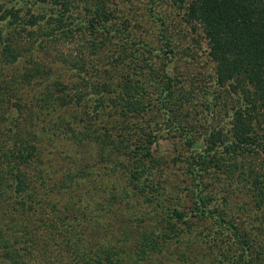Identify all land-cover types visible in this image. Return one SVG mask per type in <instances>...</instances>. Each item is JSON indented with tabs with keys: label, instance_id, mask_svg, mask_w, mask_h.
I'll use <instances>...</instances> for the list:
<instances>
[{
	"label": "trees",
	"instance_id": "trees-1",
	"mask_svg": "<svg viewBox=\"0 0 264 264\" xmlns=\"http://www.w3.org/2000/svg\"><path fill=\"white\" fill-rule=\"evenodd\" d=\"M46 3L51 6V13L45 16L37 9ZM86 4L78 5L74 0H0V199H6V204L3 205L6 208H9V204L15 203L16 206L14 205L13 208L21 207L23 210L34 213L38 212L35 206L42 208L49 201L46 199L47 191L55 190L57 194L66 195L64 203L66 215L69 217L70 224L77 222V225L83 213L74 215V212L78 214L79 211L83 212L86 209V205H82L81 202L91 199L100 191L105 192L102 186L104 181L109 182L111 187L119 184L117 180L121 176L120 168L105 164L95 155L77 167L76 159L71 155L70 159L66 157L68 160L64 163V171L48 183L49 188H47L44 184L45 180L55 173L53 171L48 174V169L42 171L36 167L37 163L47 152H52L49 143L60 133L68 132L67 136L71 142L73 139L71 135H79L86 139L87 143H95V137L90 134L94 132V129L90 125L97 120L104 125V134L116 131L115 136L121 138L123 135L120 131H123L122 123L125 116L137 118L138 114L145 115L144 112L148 110L143 104L150 101L149 97L146 98V93L141 94L138 99L133 98V102L126 99L130 94L119 84L123 81L128 84L129 71H126L124 76H114L112 70L111 72L105 68L102 72L94 73L93 70V73H88L87 65L90 63L85 62L80 54L76 59L74 57L69 59L56 48H50L51 41L56 37L70 34L71 27L61 23L67 19V16L73 17L72 14L77 8L87 13L86 17L80 21L83 28L96 32L107 27L106 22H109L112 12L106 9L103 1L90 0V3ZM22 8L25 11H22ZM49 17L50 20H48ZM183 18L186 23H195L203 32L207 43L206 55L213 67L214 91L223 87L227 95H234L236 106L230 121L231 141L227 143L231 146V151H235L236 157L239 156L238 161L256 153L264 154V0H186ZM94 43L95 40L91 43V49L95 46ZM90 55L88 60L95 58L97 51L93 50ZM32 56L37 57L32 58ZM93 60L96 64L100 62L99 59ZM111 62L109 61V64L114 68L123 61L112 62L115 65ZM64 63H67L69 69L77 70L78 77L83 81V85L78 87L82 88L80 92L74 84L71 87L65 85L61 89L57 76L52 75V72L54 73V70ZM146 75L148 76V73ZM145 83L151 82L145 81ZM175 83L173 78L162 73L157 86L160 98L154 100V104L167 118L174 117L173 110L177 111L175 108L171 110L168 107L166 93V90L168 95L174 93ZM106 98H109L111 103L96 105L97 100L105 101ZM123 99L125 101L119 103ZM120 116L122 119L118 120ZM116 120L120 126L116 127ZM174 125L177 130L184 126L179 121H175ZM186 133V143L191 146L195 142L193 130L189 129ZM143 137H145L143 142L151 144L153 140L151 131L143 134ZM106 142L123 156L124 161L135 158V163L144 164L140 165L142 166L140 172H143L142 168L145 169L147 164L142 159L143 156L149 157V160L153 159L148 146L145 147L144 153L136 155L126 147L124 151H121L118 138H107ZM74 143L77 144V140H74ZM102 144L106 143L102 142ZM102 158L105 160V157ZM78 160L81 159L78 158ZM246 162L245 174L247 172L249 176L251 172V176L258 179L252 183V191L249 192V199L251 198L253 205L256 206V213L253 216L256 218L251 219L252 224L247 222L248 226L239 227L238 223L230 222L225 214L217 213L215 209L207 207L204 200H201L206 197L204 194L194 199L191 214L185 216L183 211L171 208L163 215L160 209L161 204L157 201V193L148 195L147 187L130 185V188L141 197L135 198V201L128 199L121 202L122 195L126 196L128 189V187H122L118 192L114 190L107 194V201L105 200L106 203L103 206L107 208L104 213L107 226L104 228L123 232L122 228L130 226L125 225L126 221L132 220L134 223L137 234L135 238L128 241L133 246V251L122 245L121 241L125 240L123 237L118 239L119 243L116 245L117 241L114 240L106 242V245L93 242L91 247H87L85 240L79 236L76 238L74 232L68 231V235L74 238L71 243L66 242L70 252L74 254L68 264H143L152 259H157L159 263L182 264L183 259H192V256L184 255L183 252L174 255L177 243H171V238H174L173 242H176L174 234L178 233L179 228L188 230L194 223V219L211 217L213 222L222 224L225 237L237 248V253H233L230 260L227 259L228 255L223 253L222 256L225 257L226 262L264 264V190L262 187L264 172L256 171L257 168H263V164L259 163V166L254 168L252 162L247 159ZM91 166H94L100 174L96 182L90 180L86 170ZM54 168L58 169V166ZM201 170L203 168L195 171ZM131 174H134L133 168ZM11 198L13 199L10 201ZM78 199L81 200L79 205L82 208H75L74 202L68 206L70 200L78 201ZM96 204L101 203L99 201ZM108 211L110 213H106ZM126 211L139 212L140 217L134 219L127 217L122 221L112 214V212H118L122 215ZM77 216L80 217L77 219ZM24 220L21 221L23 226H25ZM84 220L87 221V226L93 223L88 226L89 229L95 228L94 219L87 217ZM63 221L58 223L59 227L66 228ZM56 223L50 221L48 227L52 229ZM71 227H73L72 224ZM152 227L155 230H151ZM12 236L18 238L15 234ZM126 237L127 234L124 233V238ZM92 238L90 237L88 241ZM29 239L23 243L14 240L12 244H8L6 241L3 242L0 232V242L4 244L3 258L10 264H23L20 250L24 248L23 256H27L26 248L28 249L33 243L32 237ZM172 255L175 256L172 258L175 262L168 261Z\"/></svg>",
	"mask_w": 264,
	"mask_h": 264
},
{
	"label": "rangeland",
	"instance_id": "rangeland-1",
	"mask_svg": "<svg viewBox=\"0 0 264 264\" xmlns=\"http://www.w3.org/2000/svg\"><path fill=\"white\" fill-rule=\"evenodd\" d=\"M74 1L78 5L90 3V0ZM100 1H103L106 9L112 12L109 22H106L108 24L105 29L92 32L83 28L80 21L86 17L87 13L81 8H77L72 14L73 17L67 16V19L61 23V25L71 27L70 34L61 33L62 35L51 41L50 48H56L61 54H64L65 58L69 59L71 57L76 59L80 54L84 57L85 62L90 63L87 65L88 73H93V70L94 73L102 72V69L105 68L112 70L114 76H124L126 71H129L128 84L123 81L119 86L129 92L130 95L126 99L131 102H133V98L138 99L141 94L146 93V98L149 97L150 101L143 105L148 111L144 112L145 115L142 116L138 114L137 118L125 116L124 123H122L123 131L119 130L123 135L121 138L115 136L116 131V133L112 131L109 134H104V125L97 120L93 125H90L94 129V132L92 131L90 134L95 137V143H87L86 139L77 134V136L71 135L74 140H77V144L73 139L71 142L66 129V134L62 131V134L55 137L56 140L50 141L49 147L52 152H47L44 157L42 156L36 166L42 171L48 169V174L54 171L55 174H52L44 182L47 188H49L47 184L64 171V163L70 159L71 155L76 159L77 167L95 155L105 164L120 168L121 176L117 180L120 182L119 184L111 187L109 182L104 181L102 186L105 192L99 190L100 192L92 196L91 199L81 202L82 205H86V209L83 212L79 211L78 214L74 212V215L84 214H81L82 219L78 221L79 225L77 222L76 224L71 222L73 227L70 228L71 224L64 206L66 195L57 194L55 190L47 191L46 199L50 202L47 201L42 208L35 206L34 208L38 212L34 213L23 210L21 207L13 208L15 203L9 204V208H6L3 206L4 203L6 204V199H0V232L3 242L12 244L14 240H19L20 243H23L26 239L30 240V237L33 239L32 245H29L28 249L26 248L27 256H23L24 248L20 250L23 264H68L71 262L74 254L70 252L66 242L71 243L74 238L68 235V231L74 232L76 238L79 236L85 240L84 243L87 247H91L93 242L98 245H106V242L114 240L117 241L116 245L119 243L118 239L123 237L125 240L121 241L122 245L133 251V246L128 242L137 234L132 220L126 221L125 225L130 226L122 228L123 232L104 228L107 226L104 214L107 208L105 209L103 205L107 201V194L114 190L118 192L122 187H128L126 196L122 195L121 202L128 199L135 201V198L141 197L130 188V185H138L140 188L147 187L148 195L157 193V201L161 204L160 209L163 215L171 208L183 211L185 216L191 214L194 199L200 198V195L204 194L208 197H203L201 200H204L207 207L215 209L214 211L217 213L225 214L230 222L238 223L239 227L248 226L247 222L252 224L251 219L256 218L253 217L256 213V206L253 205L252 199H249V192L252 189V183L258 179L252 177V173L249 171V176H247V172L245 174L246 159L252 162L254 168L262 163L263 168H257L256 171L264 172V154L256 153L238 161L239 156L236 157L235 151H231V146L227 144L231 141L230 121L236 101L234 95L229 96L224 92L225 90L223 91V87H217L218 89L214 91L213 67L206 55L207 43L203 32L195 23H186L183 18L186 0ZM50 9L51 6L46 3L40 5L37 11H41L46 16L51 13ZM93 39L95 46L91 49ZM93 50L97 51V56L90 61L88 59ZM35 57L32 56V58ZM107 58L109 60L106 61ZM93 59H99L100 62L96 64ZM129 60L135 64L128 63ZM109 61L123 62L112 68ZM67 66V63H64V65L58 66L54 73L52 72L53 76H57L58 83L61 84L60 88L63 89L65 85L71 87L72 84L75 88L83 85L77 70L69 69ZM88 73L85 74L89 75ZM162 73H166L176 81L173 94L168 95V90H166L168 107L171 110L177 109V111L173 110L174 117L171 118L162 114V110L157 109L154 104V100L160 98L157 86ZM86 77L89 78V76ZM144 80L151 83H145ZM115 81L114 78V84ZM81 89L78 88L77 91L80 92ZM123 101L125 99L119 103H123ZM109 103H111L109 98H106L105 101L103 99L96 101V105H108ZM120 118L122 119V116L118 117V120ZM175 121L184 125L182 129L175 128ZM116 123V127L120 126L117 120ZM189 129L193 130L195 141L191 146L186 143V131ZM150 131L153 134L151 144L143 142V138H145L143 134ZM81 138L82 141H80ZM107 138H118L121 151H124L126 147L136 155L144 153L145 147L148 146L153 159L149 160V157L143 156L142 159L147 164H145V169L142 168L143 172H140V167H142L140 165L144 164L135 163V158H131V161H124L123 156L114 150L112 145L107 144ZM102 142L106 144L104 145ZM90 151L93 154L89 153ZM102 157H105V160ZM54 166H58V169ZM132 168L133 175L131 174ZM199 168H203V170L196 172L195 170ZM86 170L90 180L96 182L100 175L98 170L94 166L88 167ZM258 172L257 175H259ZM262 187L264 190V185ZM80 201L79 199L78 201L70 200L68 206L74 202L75 208H82ZM99 201L101 204L97 205L96 203ZM110 201L112 202V199ZM247 201H249L248 204H245ZM106 213H110V211ZM112 214L122 221L127 217L130 219L140 217L139 212L131 211H126L122 215L118 212H112ZM158 215L160 214L158 213ZM79 217L77 216V219ZM87 217L96 221L95 228L92 230L88 226L93 223L87 226V221L84 220ZM23 220L25 226L21 222ZM61 220H64L66 228L59 227ZM50 221L57 222L52 229L48 227ZM225 228L227 229V227ZM151 230H155V228L152 227ZM177 232L176 235L174 234L176 242H173L174 238H171V243H177L174 255L183 252L184 255L192 256V259H183L182 264H232L226 262L222 255L226 253L227 259L230 260V256L237 253V248L225 237V229L222 224L213 222L212 217L194 219V223L188 230L179 228ZM12 233L18 238H14ZM124 233L127 234L126 238H124ZM90 237H93L91 242L88 241ZM3 245L0 242V264H10L3 258ZM173 257L175 256H170L168 261L175 262L172 260ZM176 261L180 262V260ZM143 264L167 263H159L157 259H152Z\"/></svg>",
	"mask_w": 264,
	"mask_h": 264
}]
</instances>
